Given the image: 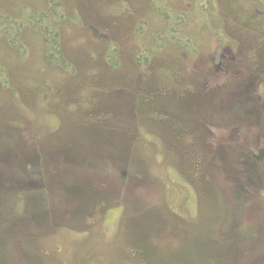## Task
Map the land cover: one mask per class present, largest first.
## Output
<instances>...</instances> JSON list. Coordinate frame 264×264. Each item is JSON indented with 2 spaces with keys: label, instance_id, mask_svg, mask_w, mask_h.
Listing matches in <instances>:
<instances>
[{
  "label": "rangeland",
  "instance_id": "1",
  "mask_svg": "<svg viewBox=\"0 0 264 264\" xmlns=\"http://www.w3.org/2000/svg\"><path fill=\"white\" fill-rule=\"evenodd\" d=\"M256 215L264 0H0V264H264Z\"/></svg>",
  "mask_w": 264,
  "mask_h": 264
},
{
  "label": "trees",
  "instance_id": "2",
  "mask_svg": "<svg viewBox=\"0 0 264 264\" xmlns=\"http://www.w3.org/2000/svg\"><path fill=\"white\" fill-rule=\"evenodd\" d=\"M256 216H257V215H256ZM254 220H255L256 222L253 221V220H250V222H249L250 225H253V224H254V226H257V224H258L257 222H261V223H263V221L260 219L259 216L255 217ZM263 224H264V223H263Z\"/></svg>",
  "mask_w": 264,
  "mask_h": 264
}]
</instances>
